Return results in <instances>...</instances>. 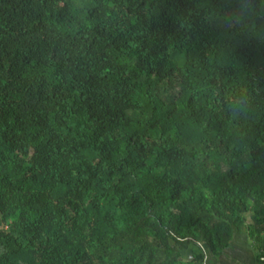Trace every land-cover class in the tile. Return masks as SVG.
I'll use <instances>...</instances> for the list:
<instances>
[{
	"label": "trees",
	"instance_id": "obj_1",
	"mask_svg": "<svg viewBox=\"0 0 264 264\" xmlns=\"http://www.w3.org/2000/svg\"><path fill=\"white\" fill-rule=\"evenodd\" d=\"M241 232L259 263L264 0H0V264H203Z\"/></svg>",
	"mask_w": 264,
	"mask_h": 264
},
{
	"label": "crops",
	"instance_id": "obj_2",
	"mask_svg": "<svg viewBox=\"0 0 264 264\" xmlns=\"http://www.w3.org/2000/svg\"><path fill=\"white\" fill-rule=\"evenodd\" d=\"M190 257V256H189ZM203 264H259L245 232L235 233L230 245L219 256L208 255Z\"/></svg>",
	"mask_w": 264,
	"mask_h": 264
},
{
	"label": "rangeland",
	"instance_id": "obj_3",
	"mask_svg": "<svg viewBox=\"0 0 264 264\" xmlns=\"http://www.w3.org/2000/svg\"><path fill=\"white\" fill-rule=\"evenodd\" d=\"M188 254H189L188 251H183V252H182V258L184 259V261H185L186 259H189Z\"/></svg>",
	"mask_w": 264,
	"mask_h": 264
},
{
	"label": "built area",
	"instance_id": "obj_4",
	"mask_svg": "<svg viewBox=\"0 0 264 264\" xmlns=\"http://www.w3.org/2000/svg\"><path fill=\"white\" fill-rule=\"evenodd\" d=\"M259 261V264H264V255L260 257Z\"/></svg>",
	"mask_w": 264,
	"mask_h": 264
}]
</instances>
